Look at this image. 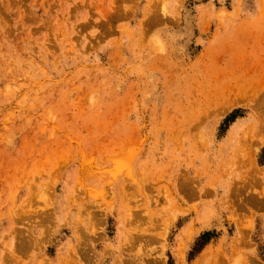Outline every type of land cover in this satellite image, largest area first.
I'll list each match as a JSON object with an SVG mask.
<instances>
[{"label":"rangeland","instance_id":"obj_1","mask_svg":"<svg viewBox=\"0 0 264 264\" xmlns=\"http://www.w3.org/2000/svg\"><path fill=\"white\" fill-rule=\"evenodd\" d=\"M263 72L264 0H0V264H264Z\"/></svg>","mask_w":264,"mask_h":264},{"label":"bare ground","instance_id":"obj_2","mask_svg":"<svg viewBox=\"0 0 264 264\" xmlns=\"http://www.w3.org/2000/svg\"><path fill=\"white\" fill-rule=\"evenodd\" d=\"M152 20V19H151ZM255 67V66H254ZM242 68V67H241ZM249 68V67H248ZM253 68V67H252ZM236 69V68H235ZM250 69V68H249ZM236 72V71H235ZM234 72V73H235ZM244 72V70H243ZM254 72V70H253ZM252 73V72H251ZM264 73V72H263ZM244 74V73H243ZM246 74V72H245ZM238 75V74H237ZM239 76V75H238ZM241 76V75H240ZM253 76V75H252ZM230 77V76H229ZM229 77H224L221 81H219L218 83H215L213 84V87L210 91H212V94L213 96H215V98H212L213 100V106L215 107L216 104H218L221 100H225V101H228L230 99H233V98H241L243 99L244 101L247 100L248 101V108L247 110H250V113H251V120L249 122L245 121V120H239L237 122V124L233 127L230 128L229 130V134H228V139H227V143L228 142H232V140L240 133V130L244 131L245 133H240V135L242 134L244 136V139H243V142L244 143H247L248 141H250L248 135V131H246L250 125H252V121H255L256 122V126L257 127H254V129H252L250 131L251 135L250 137H253L255 135H258V134H262L264 135V91H261L259 93H257V95H252V92L254 90V87L253 88H250V84H243V83H238V80L237 79H233V78H229ZM249 77V76H247ZM242 77H240L241 79ZM257 78V77H256ZM260 78V77H259ZM244 79V78H243ZM246 79V78H245ZM244 79V80H245ZM240 82V81H239ZM252 82V81H251ZM257 82V81H256ZM259 82V81H258ZM250 83V82H249ZM212 86V84H211ZM247 86H250V87H247ZM212 104V103H211ZM210 104V105H211ZM244 111H246V109H244ZM189 118V116H188ZM187 120V119H186ZM242 140V139H241ZM252 143L255 142V140L251 139ZM262 143H264V139L262 141ZM249 156V155H248ZM250 158V157H249ZM232 159V158H231ZM247 160V159H246ZM248 161V160H247ZM252 163H256L254 161V159L252 160ZM249 164V163H248ZM236 169V168H235ZM229 171V170H227ZM253 171V170H252ZM251 173V172H250ZM235 175V174H234ZM226 177V176H225ZM247 177V176H246ZM221 178V177H220ZM234 179H230V180H226L222 185L219 183L217 186H216V191L218 190V188H222V191L225 190L224 193H227L229 192L231 195H232V188L233 186H235V182ZM229 185V186H228ZM231 185V186H230ZM199 189V193L200 194H209L208 193V189L206 190V188L204 187H201V188H198ZM215 191V192H216ZM195 194H196V191H195ZM191 195V194H190ZM189 195V196H190ZM220 200V199H219ZM250 202L252 204H254L255 206H257V208L259 209H264V199L262 198H251ZM61 205V204H59ZM140 237V236H139ZM102 238V237H100ZM142 238V237H140ZM99 239V238H98ZM136 239V238H135ZM147 239V238H145ZM148 239H151L152 238H148ZM139 240L141 241V239H138L137 241L139 242ZM143 240V239H142ZM149 240V243H151ZM221 259V257H220ZM152 260V259H150ZM155 260V259H154ZM153 260V264H156V262ZM157 260V259H156ZM124 262H127L128 264H131V262L129 263L128 261H125L123 260ZM225 261V260H224ZM246 261H250L251 262V259H246ZM149 263V262H148ZM151 263V262H150ZM160 263V262H159ZM219 263V261H218ZM223 263V262H222ZM221 263V264H222Z\"/></svg>","mask_w":264,"mask_h":264}]
</instances>
